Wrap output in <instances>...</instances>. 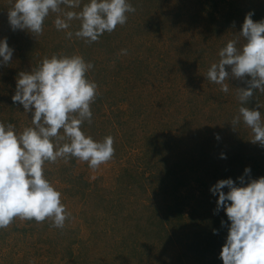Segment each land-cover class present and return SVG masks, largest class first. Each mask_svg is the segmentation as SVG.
<instances>
[{
  "label": "rangeland",
  "instance_id": "1",
  "mask_svg": "<svg viewBox=\"0 0 264 264\" xmlns=\"http://www.w3.org/2000/svg\"><path fill=\"white\" fill-rule=\"evenodd\" d=\"M89 2L61 7L79 12ZM127 2L135 12L126 23L89 43L75 35L79 20L57 30L53 12L39 35L13 31L7 13L14 0H0V40L13 49L8 64L0 57V122L17 133L33 126L32 113L12 100L19 72L45 57L80 55L97 84L91 123L81 130L94 141L111 135L115 149L95 169L71 156L46 161L44 176L70 215L63 228L51 218H14L0 228V264H223L230 221L210 189L221 179L239 184L246 167V182L264 176V145L251 141L242 117L232 125L241 106L259 110L264 122V93L254 90L242 105L238 88L251 77L230 75L225 93L207 71L227 42L238 49L246 42L247 13L264 20V0Z\"/></svg>",
  "mask_w": 264,
  "mask_h": 264
},
{
  "label": "clouds",
  "instance_id": "2",
  "mask_svg": "<svg viewBox=\"0 0 264 264\" xmlns=\"http://www.w3.org/2000/svg\"><path fill=\"white\" fill-rule=\"evenodd\" d=\"M62 5L77 9L81 0H14L7 13L10 27L39 35L45 18L53 12L57 13V30L68 29L71 21L79 20L76 37L91 43L125 24L126 13L135 12L127 0H90L79 12L64 11ZM252 15L247 13L242 24L240 35L246 41L242 47L238 49L235 40L227 42L219 52V61L207 71V79L221 85L225 93L229 90L225 81L230 75L241 80L251 77L245 80L247 87L238 88L242 105L253 98L254 90L264 93V20L255 22ZM67 35L71 37L73 33ZM122 51L127 54V50ZM12 55L7 39L0 40L2 63L8 64ZM225 66H230L231 71ZM92 67L80 55H53L43 58L35 70L19 72L12 100L32 113L33 126L17 133L11 123L0 122V228H7L16 217L38 223L51 218L53 226L63 228L70 213L61 203V193L45 178L44 163L71 156L95 169L113 157L111 135L94 141L81 130L84 121L91 123L90 105L97 95V84L86 78ZM239 113L232 125L242 117L254 133L251 141L264 145L261 112L241 106ZM216 138H220L218 134ZM65 140L68 142L61 146L59 142ZM221 158L226 155L221 153ZM250 172V167L244 169L239 184L232 178L221 179L210 189L218 194L216 211L223 208L230 221L220 252L223 264H264V176L246 182Z\"/></svg>",
  "mask_w": 264,
  "mask_h": 264
}]
</instances>
